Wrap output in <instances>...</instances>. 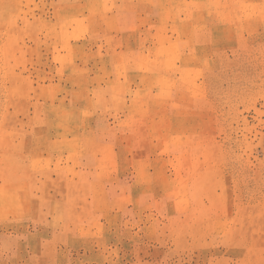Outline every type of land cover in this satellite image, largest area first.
Instances as JSON below:
<instances>
[{
	"label": "rangeland",
	"instance_id": "1",
	"mask_svg": "<svg viewBox=\"0 0 264 264\" xmlns=\"http://www.w3.org/2000/svg\"><path fill=\"white\" fill-rule=\"evenodd\" d=\"M0 264H264V0H0Z\"/></svg>",
	"mask_w": 264,
	"mask_h": 264
}]
</instances>
